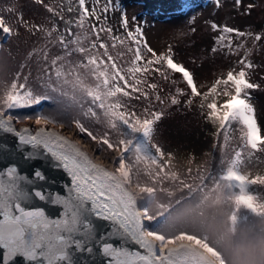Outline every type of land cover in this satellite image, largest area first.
<instances>
[{
  "label": "snow or ice",
  "instance_id": "6c2138e0",
  "mask_svg": "<svg viewBox=\"0 0 264 264\" xmlns=\"http://www.w3.org/2000/svg\"><path fill=\"white\" fill-rule=\"evenodd\" d=\"M36 2L52 14L51 27L22 16L16 23L42 33L44 43L27 54L20 70L0 75V264L17 259L23 264H224L207 234L188 226L185 218L208 199L228 205L233 225L247 220V214L264 218V196L252 189L264 185V175L242 167L255 152H264L251 103V90L260 85L250 78L256 68L248 59L250 50L244 42L234 45L229 34L254 43L264 36L220 28L211 51L239 58L205 84L195 69L175 59L171 46L157 52L141 26L130 29L126 13L120 18L124 34H114L102 17L116 10L113 0L102 5L101 0H68L66 11L78 13L68 19L63 4ZM15 12L14 4L0 7L5 38L18 34L9 22ZM55 17L64 22L63 29ZM57 46L60 51L51 54ZM33 58L35 77L23 72ZM173 106L196 108L214 126L213 147L220 151L215 174L206 165L194 171L191 155L188 166L178 168L174 153L156 139L158 122ZM234 124L240 145L230 151ZM64 129L83 134L96 158ZM5 134L15 138L14 148L4 143ZM36 160L42 161L39 167L23 170ZM43 168L66 174L62 192L46 186L56 182ZM185 190L187 198H176ZM51 207L57 211L51 213Z\"/></svg>",
  "mask_w": 264,
  "mask_h": 264
},
{
  "label": "rangeland",
  "instance_id": "374dc122",
  "mask_svg": "<svg viewBox=\"0 0 264 264\" xmlns=\"http://www.w3.org/2000/svg\"><path fill=\"white\" fill-rule=\"evenodd\" d=\"M104 2L105 0H101V5ZM44 3L57 7L63 4L65 19L78 15L76 12L66 11L68 0H44ZM88 3L91 4V0H88ZM9 4H14L16 8L9 22L13 24L18 34L7 38L0 34V75L14 74L20 70V65L26 63L27 54L33 43L40 41L36 32L33 34L16 23L17 17L22 16L23 20L36 25L51 24L49 18L52 17L43 4L37 3L36 0H0V7ZM113 4L117 6L116 10H110L107 14H102V17L107 16L106 20L113 28L114 34H124L120 18L122 13H126L130 29L137 25L141 26L148 44L157 52L166 51L171 46L175 59L185 63L190 69H195L197 80L205 84H210L216 76L226 73L239 58L237 56L226 58L222 52L211 51L214 38L220 34V28L228 26L252 32L253 36L257 33L264 36V0H240L239 5L236 4V0H219V6L216 0H113ZM5 15L7 17V14ZM90 20L94 21V18ZM55 21L58 27L63 29L64 22L59 17H55ZM213 23L218 25L215 30L211 27ZM229 35L234 45L245 43V48L250 50L248 59L256 65L255 70L251 71L250 78L252 82L258 83L260 88L251 90V103L256 108L258 123L264 134V39L254 43L250 37H237L235 33ZM58 49L60 48H52L51 53ZM240 55H244V50H241ZM29 71L33 77L36 76L35 58L23 69L24 73ZM236 130L239 135V130ZM79 136L83 139V134ZM156 139L164 144L166 151L174 153V164L178 168L185 169L191 155L195 157L191 165L194 171L197 165H206L214 174L216 173L220 151L213 147L216 141L212 125L205 121L198 109L189 110L180 106L167 109L165 116L157 124ZM214 155L218 161H213ZM254 165L244 164L242 167L244 170L248 167L251 175H264V164ZM206 183L211 187V180ZM252 189L255 193L260 192L257 195L264 196V185H254ZM181 195L187 198V191L176 192V198ZM243 215L245 213L242 211L241 216ZM247 215V220L240 219L233 225L228 205L215 199H208L201 209H193L185 218V222L188 226H195L206 233L218 251L217 245L222 238L225 219L227 225L233 229L239 226H252L258 229L264 225V218ZM219 253L222 255L221 250ZM222 257L226 264L223 255Z\"/></svg>",
  "mask_w": 264,
  "mask_h": 264
},
{
  "label": "clouds",
  "instance_id": "9594fccd",
  "mask_svg": "<svg viewBox=\"0 0 264 264\" xmlns=\"http://www.w3.org/2000/svg\"><path fill=\"white\" fill-rule=\"evenodd\" d=\"M226 264H264V225L239 226L233 229L227 225L222 230V238L217 245Z\"/></svg>",
  "mask_w": 264,
  "mask_h": 264
},
{
  "label": "water",
  "instance_id": "95a60500",
  "mask_svg": "<svg viewBox=\"0 0 264 264\" xmlns=\"http://www.w3.org/2000/svg\"><path fill=\"white\" fill-rule=\"evenodd\" d=\"M25 123L29 124V125L32 124V122H25ZM16 127L17 128L21 127V124H17ZM61 131L63 132L64 135L69 136L68 129H64ZM3 139H4V143L6 144V146L8 148H14L15 147V144H14L15 138L11 134H5V137ZM41 164H42V161L36 160L34 162V164L25 165L23 170L28 172V173H31L33 166L39 167ZM42 171L44 172L46 177H48L49 181H55L56 182L54 184L46 185L47 187H49L54 192L55 191H61L62 192L63 189L61 187V182H63V183L69 182V178L66 176V174L62 170H50L48 168H43ZM50 211H51V213H55L57 210L55 207H51ZM132 247L138 248V246H136V245H132ZM16 264H23V262L20 261L19 259H17Z\"/></svg>",
  "mask_w": 264,
  "mask_h": 264
},
{
  "label": "trees",
  "instance_id": "16d2710c",
  "mask_svg": "<svg viewBox=\"0 0 264 264\" xmlns=\"http://www.w3.org/2000/svg\"><path fill=\"white\" fill-rule=\"evenodd\" d=\"M100 23V22H99ZM98 23V24H99ZM105 24H106V26H109V27H111V25L109 24V22L106 20L105 21ZM42 25V24H41ZM44 25V24H43ZM46 25V24H45ZM48 25H50L49 27H51V24H48ZM47 25V26H48ZM36 35H38L39 37H40V41H38V42H34L33 43V47H32V49L34 48V47H39L40 45H42L43 43H44V41H43V38H42V33H40V32H36ZM94 38V37H93ZM102 39H104L105 40V42H107V43H111L108 39H107V36L105 35V34H102ZM57 48H58V46H57ZM31 49V50H32ZM54 49H56V47H54ZM30 50V51H31ZM119 50H123V49H119ZM29 51V52H30ZM60 51V49H58V50H56V52L55 53H53V54H57L58 52ZM51 52H53V50L51 49ZM52 54V53H51ZM127 59H130L131 57H130V55L128 56V57H126ZM212 128H213V133L215 132V128H214V126H212ZM236 129H238V126L237 125H233V128H232V130H231V139H230V142H229V150L231 151L232 149H236V146L238 145V144H240V140H238V137H240V134L238 135L237 133H238V131L236 130ZM215 138V137H214ZM215 141H216V143H217V140H216V138H215ZM223 142V137H222V135H221V137H220V143H222ZM216 150H218L219 151V147H216ZM214 160H216V161H218L217 159H216V157H215V155H214V158H213V161ZM219 162V161H218ZM214 163V165H215V162H213ZM245 164H255L254 166H256V165H263L264 164V152H259V151H257V152H255L254 153V155H253V157L251 158V160H247L246 159V161H245ZM245 171H247L248 173H249V169H248V167H246L245 168ZM257 193H260V192H256V194ZM218 252H219V250H218Z\"/></svg>",
  "mask_w": 264,
  "mask_h": 264
},
{
  "label": "bare ground",
  "instance_id": "6f19581e",
  "mask_svg": "<svg viewBox=\"0 0 264 264\" xmlns=\"http://www.w3.org/2000/svg\"><path fill=\"white\" fill-rule=\"evenodd\" d=\"M69 132V136L74 139V140H80L81 141V146L85 148V150H87L89 152L90 155L93 156V158H96V154L93 152L92 150V145L88 144L87 142H85L80 136H77L72 130H68ZM97 162H101L99 159L97 160ZM106 166L108 167H112V165L110 163H108L107 161H103Z\"/></svg>",
  "mask_w": 264,
  "mask_h": 264
}]
</instances>
